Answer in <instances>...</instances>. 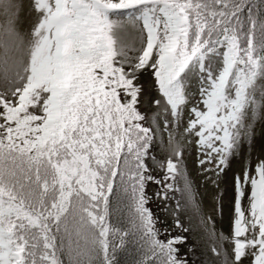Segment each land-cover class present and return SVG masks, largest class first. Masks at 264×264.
Listing matches in <instances>:
<instances>
[{
    "label": "snow or ice",
    "instance_id": "obj_1",
    "mask_svg": "<svg viewBox=\"0 0 264 264\" xmlns=\"http://www.w3.org/2000/svg\"><path fill=\"white\" fill-rule=\"evenodd\" d=\"M197 231L264 264V0H0V264H198Z\"/></svg>",
    "mask_w": 264,
    "mask_h": 264
},
{
    "label": "rangeland",
    "instance_id": "obj_2",
    "mask_svg": "<svg viewBox=\"0 0 264 264\" xmlns=\"http://www.w3.org/2000/svg\"><path fill=\"white\" fill-rule=\"evenodd\" d=\"M221 229H223L225 233L228 231L226 225L218 224L217 232L219 233ZM192 243L196 245V258H198V264H216V258L213 255L211 248L214 244L219 247L220 245L218 241H214L207 235L197 231L192 238Z\"/></svg>",
    "mask_w": 264,
    "mask_h": 264
}]
</instances>
